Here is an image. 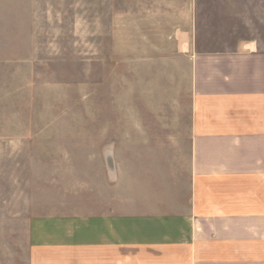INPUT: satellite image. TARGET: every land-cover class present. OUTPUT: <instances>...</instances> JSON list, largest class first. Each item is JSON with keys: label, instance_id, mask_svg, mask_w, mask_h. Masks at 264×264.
Wrapping results in <instances>:
<instances>
[{"label": "crops", "instance_id": "1", "mask_svg": "<svg viewBox=\"0 0 264 264\" xmlns=\"http://www.w3.org/2000/svg\"><path fill=\"white\" fill-rule=\"evenodd\" d=\"M155 2L143 49L166 75L97 115L88 176L29 219L28 264H264V43L222 24L243 0Z\"/></svg>", "mask_w": 264, "mask_h": 264}, {"label": "rangeland", "instance_id": "2", "mask_svg": "<svg viewBox=\"0 0 264 264\" xmlns=\"http://www.w3.org/2000/svg\"><path fill=\"white\" fill-rule=\"evenodd\" d=\"M150 1L0 0V264H28L29 219L88 176L97 115L134 110L144 81L166 75L143 49L159 30L145 27ZM251 9L243 0V23L222 24L264 43Z\"/></svg>", "mask_w": 264, "mask_h": 264}]
</instances>
